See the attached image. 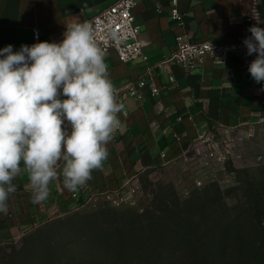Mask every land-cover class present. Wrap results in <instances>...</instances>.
Here are the masks:
<instances>
[{"label": "crops", "instance_id": "1", "mask_svg": "<svg viewBox=\"0 0 264 264\" xmlns=\"http://www.w3.org/2000/svg\"><path fill=\"white\" fill-rule=\"evenodd\" d=\"M113 2L0 0V49L10 44L18 51L21 45L54 42L63 36L66 25L88 21ZM160 5L158 10L155 0H138L134 10L135 22L141 26L143 58L123 63L111 49L105 59L117 89H125L150 67L160 92L153 95L147 85L142 101L124 99L127 117L120 115L124 128L107 145L103 168L94 171L78 193L68 191L60 177L50 185V197L34 204L26 175L17 178V192L9 199L8 211L0 213V246L75 211L93 192L117 188L123 177L184 161L202 135L264 123V82L253 80L248 67H242L240 55H230L224 64L208 58L190 75L175 63L157 66L171 55L182 32L170 17V1L160 0ZM181 10L192 41L229 40L253 25L264 28V0H186ZM250 16L253 22L248 21ZM36 28L39 40L34 39Z\"/></svg>", "mask_w": 264, "mask_h": 264}, {"label": "rangeland", "instance_id": "2", "mask_svg": "<svg viewBox=\"0 0 264 264\" xmlns=\"http://www.w3.org/2000/svg\"><path fill=\"white\" fill-rule=\"evenodd\" d=\"M231 138L224 164L148 170L133 204L58 216L1 245L0 264H264V123Z\"/></svg>", "mask_w": 264, "mask_h": 264}, {"label": "clouds", "instance_id": "3", "mask_svg": "<svg viewBox=\"0 0 264 264\" xmlns=\"http://www.w3.org/2000/svg\"><path fill=\"white\" fill-rule=\"evenodd\" d=\"M248 31L247 55L257 54L248 71L261 83L264 28L253 25ZM108 36L118 39L115 30ZM63 37L18 51L10 44L0 49V213L8 211L21 175L34 204L50 197V185L60 177L68 191L78 193L103 168L107 145L124 128L125 105L93 25L70 23Z\"/></svg>", "mask_w": 264, "mask_h": 264}, {"label": "built area", "instance_id": "4", "mask_svg": "<svg viewBox=\"0 0 264 264\" xmlns=\"http://www.w3.org/2000/svg\"><path fill=\"white\" fill-rule=\"evenodd\" d=\"M157 9H161L160 0H155ZM170 17L182 29V32L176 37V46L171 55L158 63L161 66L167 63H175L183 68L187 75L203 65L208 58H213L215 63L224 64L230 55H240L242 67H249L257 54L247 55L246 46L243 44L249 33L243 30L240 35L229 40H202L192 41L186 28V14L181 10V3L186 0H169ZM138 0H114L113 4L88 20L96 30L98 44L109 52L114 49L119 60L123 63L137 60L144 57V48L140 40L141 26L136 24L134 10ZM248 21L253 22V17H247ZM110 30H115L118 39L109 38ZM63 36L54 41L59 43ZM34 39H40L39 29H34ZM155 72L153 68L148 67L145 73L137 81H133L123 89L118 90V99L123 103L127 97H133L138 101L144 99L142 89L150 86L153 95L160 92L154 82ZM175 81L174 77H171ZM126 113V112H125ZM123 115L127 117V113ZM227 127L225 129H216L214 133L202 135L187 151L184 160L197 164L206 169L216 165H222L227 159L234 157L237 151L238 141L231 138V133H235L238 128ZM164 156V154H163ZM198 186L202 181H197ZM141 188V174H135L129 177H123L115 189H105L93 192L87 199L78 204L77 209H82L89 205H98L106 203L112 207H121L126 204H133ZM75 210V211H76Z\"/></svg>", "mask_w": 264, "mask_h": 264}, {"label": "trees", "instance_id": "5", "mask_svg": "<svg viewBox=\"0 0 264 264\" xmlns=\"http://www.w3.org/2000/svg\"><path fill=\"white\" fill-rule=\"evenodd\" d=\"M250 193V192H249ZM256 193H257V191H256ZM259 194V193H258ZM250 195V194H249ZM251 196V195H250ZM217 229H218V227H217Z\"/></svg>", "mask_w": 264, "mask_h": 264}]
</instances>
